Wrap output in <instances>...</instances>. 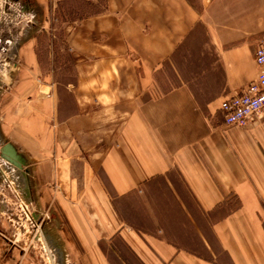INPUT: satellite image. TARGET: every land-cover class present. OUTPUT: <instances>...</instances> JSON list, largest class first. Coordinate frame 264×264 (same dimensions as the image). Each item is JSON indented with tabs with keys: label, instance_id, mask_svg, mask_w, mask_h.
<instances>
[{
	"label": "crops",
	"instance_id": "crops-1",
	"mask_svg": "<svg viewBox=\"0 0 264 264\" xmlns=\"http://www.w3.org/2000/svg\"><path fill=\"white\" fill-rule=\"evenodd\" d=\"M4 2L38 26L0 95V142L48 247L65 264H264V119L221 110L256 78L264 0ZM24 260L0 235V264Z\"/></svg>",
	"mask_w": 264,
	"mask_h": 264
},
{
	"label": "rangeland",
	"instance_id": "rangeland-1",
	"mask_svg": "<svg viewBox=\"0 0 264 264\" xmlns=\"http://www.w3.org/2000/svg\"><path fill=\"white\" fill-rule=\"evenodd\" d=\"M4 1L0 0V95L4 90L3 88L10 83L12 75L16 74L17 69L14 64L20 62L17 48L20 43L27 41L31 43V38L35 35V30L38 27L33 25V19L21 10L13 13L10 6L11 11H7ZM68 7L67 1L60 5L61 16H65ZM73 11L76 13L75 9ZM44 26L60 28L61 23L48 21ZM43 39L49 45H55L58 42L63 44L61 34L56 39L52 37L51 40L46 34ZM263 42L264 34L259 44ZM16 168L15 165L0 155V235L4 234L13 241L18 252L23 253L25 264H65V261L60 259V257L62 258L61 254L48 247V243L43 239V237L47 238L46 236L52 239L54 230L48 224L47 213L37 210L22 195L16 180L18 173ZM36 234L39 240L35 239ZM48 254H50V258Z\"/></svg>",
	"mask_w": 264,
	"mask_h": 264
},
{
	"label": "built area",
	"instance_id": "built-area-1",
	"mask_svg": "<svg viewBox=\"0 0 264 264\" xmlns=\"http://www.w3.org/2000/svg\"><path fill=\"white\" fill-rule=\"evenodd\" d=\"M256 78L221 103L224 124L248 126L264 119V42L255 52Z\"/></svg>",
	"mask_w": 264,
	"mask_h": 264
},
{
	"label": "water",
	"instance_id": "water-1",
	"mask_svg": "<svg viewBox=\"0 0 264 264\" xmlns=\"http://www.w3.org/2000/svg\"><path fill=\"white\" fill-rule=\"evenodd\" d=\"M0 155L8 160L10 163L18 167L20 169L22 167V163L24 162L23 158L17 153L15 148L11 144H6L0 149ZM20 172V171H19ZM22 176H25L23 171L20 172ZM64 261V260H63Z\"/></svg>",
	"mask_w": 264,
	"mask_h": 264
},
{
	"label": "bare ground",
	"instance_id": "bare-ground-1",
	"mask_svg": "<svg viewBox=\"0 0 264 264\" xmlns=\"http://www.w3.org/2000/svg\"><path fill=\"white\" fill-rule=\"evenodd\" d=\"M10 42V44H12V42L11 41H9ZM14 67H15V64H14ZM10 165V164H9ZM12 167V166H11ZM60 257V256H59ZM60 259L62 260V258L60 257Z\"/></svg>",
	"mask_w": 264,
	"mask_h": 264
}]
</instances>
